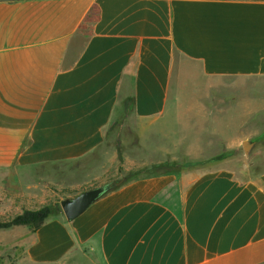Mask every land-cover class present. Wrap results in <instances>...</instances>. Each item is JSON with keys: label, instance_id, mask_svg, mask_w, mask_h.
I'll list each match as a JSON object with an SVG mask.
<instances>
[{"label": "crops", "instance_id": "obj_1", "mask_svg": "<svg viewBox=\"0 0 264 264\" xmlns=\"http://www.w3.org/2000/svg\"><path fill=\"white\" fill-rule=\"evenodd\" d=\"M179 70L264 78V0H0V174L42 203L51 186L105 184L114 162L67 177L107 158L108 135L130 119L140 166L176 162ZM26 255L34 264H264V173L132 181L72 222L47 221Z\"/></svg>", "mask_w": 264, "mask_h": 264}, {"label": "rangeland", "instance_id": "obj_2", "mask_svg": "<svg viewBox=\"0 0 264 264\" xmlns=\"http://www.w3.org/2000/svg\"><path fill=\"white\" fill-rule=\"evenodd\" d=\"M177 73L178 110L171 125L172 131L177 133L178 149L173 152L176 162L201 161L202 167L194 172L223 168L233 171L242 180L264 173V78L209 79L199 72L179 70ZM130 89L132 91V87ZM123 105L129 108L131 118L132 95ZM245 141L254 143L249 155L243 149ZM103 152L107 158H96L92 165L89 163L75 170V177L70 175L67 181L84 180L88 173H95L104 164L110 166L112 162L113 169L105 184L137 174L153 175L165 171L164 163L152 167L139 165L145 156L142 155L144 151L139 150L131 119L114 127ZM105 184H74L64 190L51 186L42 203L33 202L26 193L17 192L18 187L11 183L10 177L6 173L0 174V222L27 208L55 206L62 200ZM61 217L65 219L63 214ZM32 234L33 231L26 228L0 231V264H34L26 255L27 239L30 240Z\"/></svg>", "mask_w": 264, "mask_h": 264}, {"label": "trees", "instance_id": "obj_3", "mask_svg": "<svg viewBox=\"0 0 264 264\" xmlns=\"http://www.w3.org/2000/svg\"><path fill=\"white\" fill-rule=\"evenodd\" d=\"M100 20V9L98 6H93L89 14L86 16L82 28L87 30L89 34L92 33L93 26ZM201 161H183V162H166L163 164L165 171L162 173H156L153 175H142L137 174L134 176H129L124 179L114 180L110 183L115 185L112 188H107L106 194L118 190L122 186L132 181L159 176L161 174L168 173H183V172H193L196 168L202 167ZM155 168V167H154ZM158 169V168H155ZM154 169V170H155ZM208 171V170H207ZM205 172V171H204ZM248 176L243 181L249 180ZM109 184V183H108ZM105 184V185H108ZM81 194V193H80ZM79 195V194H78ZM77 196V195H76ZM63 212L61 210L60 204L55 206L52 205H42L35 209H25L21 213L15 214L10 219L4 222H0V231H7L15 227H28L32 231L40 229L47 221L51 219H58Z\"/></svg>", "mask_w": 264, "mask_h": 264}, {"label": "water", "instance_id": "obj_4", "mask_svg": "<svg viewBox=\"0 0 264 264\" xmlns=\"http://www.w3.org/2000/svg\"><path fill=\"white\" fill-rule=\"evenodd\" d=\"M253 147L254 143L249 141L243 142V149L246 155H249ZM114 185V183H109L108 185L86 190L73 198L62 200L60 207L66 221L72 222L79 218L106 194L107 188H112Z\"/></svg>", "mask_w": 264, "mask_h": 264}]
</instances>
